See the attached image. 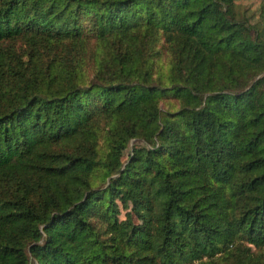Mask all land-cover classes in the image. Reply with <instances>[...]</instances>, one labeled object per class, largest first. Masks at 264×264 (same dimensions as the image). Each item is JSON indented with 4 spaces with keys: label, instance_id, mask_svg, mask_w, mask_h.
<instances>
[{
    "label": "trees",
    "instance_id": "1",
    "mask_svg": "<svg viewBox=\"0 0 264 264\" xmlns=\"http://www.w3.org/2000/svg\"><path fill=\"white\" fill-rule=\"evenodd\" d=\"M31 262L264 264V0H0V264Z\"/></svg>",
    "mask_w": 264,
    "mask_h": 264
},
{
    "label": "rangeland",
    "instance_id": "2",
    "mask_svg": "<svg viewBox=\"0 0 264 264\" xmlns=\"http://www.w3.org/2000/svg\"><path fill=\"white\" fill-rule=\"evenodd\" d=\"M244 6H247L250 10L255 11L258 7V4L260 0H242ZM127 209L126 203L121 202L120 203V210H121V215L124 213V211ZM31 264H33L31 262Z\"/></svg>",
    "mask_w": 264,
    "mask_h": 264
}]
</instances>
